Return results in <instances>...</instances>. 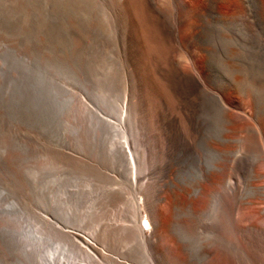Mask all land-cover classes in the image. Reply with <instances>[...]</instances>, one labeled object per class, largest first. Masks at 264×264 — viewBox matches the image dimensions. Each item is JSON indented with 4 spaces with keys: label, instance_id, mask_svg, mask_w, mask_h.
Returning <instances> with one entry per match:
<instances>
[{
    "label": "bare ground",
    "instance_id": "1",
    "mask_svg": "<svg viewBox=\"0 0 264 264\" xmlns=\"http://www.w3.org/2000/svg\"><path fill=\"white\" fill-rule=\"evenodd\" d=\"M221 1L0 0V264H125L109 255L111 244L119 241L123 248H130L127 254L146 264H189L185 255L192 250L191 232L202 217L215 213V205H222L216 214L220 224L212 225L220 235L218 264L231 260L223 234L226 222L249 235L258 231L257 222L264 223V208L246 206L254 204L253 200L264 204L263 76L250 79L234 69L237 75L223 90L227 106L220 108L226 132L220 144L231 141L227 134L238 131L237 123L247 126L244 116L234 113L239 109L235 96L247 99L245 104L259 126L260 142L254 131L241 142L242 147L259 148L257 159L249 165L247 195L240 183L228 180L225 188L224 167L215 165V171L207 170L202 181L193 184L181 182L177 175L180 159L196 152L208 137L209 124L202 112L207 109L205 99L214 93L210 86L215 79L216 47H210L199 22L205 24L206 18L215 15L217 19L225 11L219 10ZM107 42L122 52L119 60L112 55L109 64L116 68L124 61L125 83L120 93L125 101L120 105L114 98L108 100L102 116L99 107L95 110L75 95L68 81L83 84L81 52H86L84 61L94 62L97 49ZM108 75L111 84L112 73ZM88 141L96 147L88 146ZM83 152L92 158H83ZM105 160L120 181L96 167ZM214 172L221 176L218 192L223 189V197L215 195ZM114 185L119 188L113 189ZM219 198L226 202L220 203ZM131 201L133 207L124 210L125 217L111 218L112 207ZM143 219L149 228L141 224ZM112 220L125 222L117 225ZM204 224L208 236L217 235Z\"/></svg>",
    "mask_w": 264,
    "mask_h": 264
},
{
    "label": "rangeland",
    "instance_id": "2",
    "mask_svg": "<svg viewBox=\"0 0 264 264\" xmlns=\"http://www.w3.org/2000/svg\"><path fill=\"white\" fill-rule=\"evenodd\" d=\"M223 1V0H222ZM220 2V11L223 9L225 11H221V14L218 15V18L217 19H214L216 18L217 16H212V17H208L206 18V22L205 24L202 22H199L202 26L204 25L203 28L204 29V33L207 34V38L209 39V45L210 47L213 49V47L215 49H213V77H215V79L213 80V84H211L210 88L212 89V92L214 93H211V95L205 99V108L206 110H204L203 113V117L204 119L206 120V122L209 124L208 127H207V133H208V137L207 138H204L203 139V142L200 144L199 147H197V150L196 152L192 153V154H188L185 156V158H181L179 163H178V166H177V169H178V179L181 181V182H188V183H196L197 181H202L203 178H201L204 174H206L208 171H210L209 169H211L213 171H215V167L218 166L219 167H224V168H227V179H226V183H225V188H228L227 187V184L229 181L233 182L234 184L236 183H240L239 185H241V189L243 190V193H246L247 191V187H248V184L251 180L250 178V168H249V165L251 166V163H253L254 160H256L257 158H254L255 156L259 155V148L256 149L255 147L252 149V148H249L248 146L246 147H242V140L243 138L248 135V134H253L255 132L256 136H258L259 138V142H260V130H259V126L257 125V123L255 122V120L251 117L252 115V112L249 110V108L247 107V105L245 104L247 99L243 98V97H237L235 96L237 99V102L236 104L239 106V109L237 110H234V113H240L242 114V116H244L245 118V123L247 126L245 127H242L243 124H241L240 122L237 123L238 126L237 127H240L238 128V131L236 133H233V134H227V136H229V138L231 139V141L228 143V144H220V141H219V138L221 135H226V132L224 130V124H223V119L221 118L222 115H220L222 109H220L221 107H225L227 106V92L223 91V90H227L226 88H228L229 86V83L231 82V77L234 76V75H237L235 70L236 71H240L242 73V75L245 73L247 74V77L250 78V79H254V78H263L264 77V0H241L242 2H245L242 3V5H245L242 6L241 5V1L239 2V0H233L234 3L236 2V4H232V0H227V2H225L226 0ZM225 2V3H224ZM251 2V3H249ZM259 2V4H255V3ZM260 2L262 4H260ZM230 3V5H228ZM248 3V4H247ZM224 4V5H223ZM233 7H232V5ZM240 4V5H239ZM251 4V6L249 5ZM256 6H255V5ZM233 9H228L227 7ZM259 5V6H258ZM261 5V6H260ZM263 5V6H262ZM238 6H242L238 7ZM249 9H247L246 8ZM249 6V7H248ZM257 8H255V7ZM224 7V8H223ZM259 7H263V8H259ZM236 8V10H235ZM256 10H255V9ZM239 10H241L242 12L245 11V13H248L246 14L245 18H244V15H240L242 12H239ZM219 11V12H220ZM228 14H227V12ZM231 11V12H230ZM249 11V12H248ZM262 11V12H261ZM232 12H235L234 14H236V16H233V13ZM225 14L223 15L224 17H227L224 19V17H222V14ZM232 13V14H231ZM240 13V14H239ZM242 13V14H243ZM250 13V14H249ZM231 14V15H230ZM238 14V15H237ZM263 16H262V15ZM229 15V17H228ZM233 16L234 20H232V22H229L231 21V17ZM238 16H241L238 18ZM243 16V18H242ZM247 17V19H246ZM223 18V19H222ZM238 18V19H237ZM242 18V19H240ZM252 18V19H251ZM212 19H214L213 21H216L213 22L211 21ZM221 19L223 21H221ZM246 19V20H245ZM228 20V22H227ZM239 22V25L237 24ZM240 20L244 21L245 20V23L242 21V23L240 22ZM248 20V21H247ZM225 21V22H224ZM247 21V22H246ZM236 22V24H235ZM220 23V25H219ZM223 23H225L227 25V27H225L226 25H224ZM231 23V25H230ZM234 23V24H233ZM210 24V25H209ZM223 24V25H222ZM206 25V26H205ZM213 26V27H212ZM225 27V28H221V27ZM208 27V30H206ZM212 27V28H211ZM244 28V29H243ZM246 29V30H245ZM208 31V32H207ZM209 33V35H208ZM236 35V36H235ZM209 36V37H208ZM221 36H224V37H227V38H224V37H221ZM235 36V37H234ZM234 37V38H232ZM239 37V38H238ZM232 38V39H231ZM224 39V40H223ZM225 39L229 41V43H231L229 45L228 41V45L225 41ZM236 39L237 42L235 41ZM221 41V42H220ZM236 43H235V42ZM211 42V44H210ZM220 42V43H219ZM223 42V43H222ZM233 42V43H232ZM220 46V47H219ZM227 46V47H226ZM230 47V48H229ZM236 48V50H232L231 48ZM225 48V49H224ZM238 48V50H237ZM241 48V49H240ZM99 49V50H98ZM97 49L98 51V55H97V59H95V61H89V59L87 60L88 61V64H87V61H84L87 59V55H86V52H81L83 57H82V62L79 61L80 66L81 68V71L83 73V76H82V79H83V84H80V83H75V82H71L72 80L69 79L68 82L69 83V88L75 93V95L83 102H86V104L88 105H91V106H94L93 108L96 110L97 108L96 107H99L100 110H99V114H101L102 116H105L103 113H102V110L103 112L104 111H107L106 109V103L108 102V100L110 99H116L118 100L119 104L121 105L122 103H124L125 101V97H123L122 99V96H121V90H122V85H124V77H125V71L123 70L122 71V67H123V64L121 66V63L124 62L123 59H122V62L120 61L119 65L116 64V68H112V66L109 64L111 63V56L115 54L116 57H118V60H119V57L121 56L122 52L120 49L116 48L114 45L110 44V42L108 43H105L103 44V46H100L99 48ZM118 49V50H117ZM85 50V49H84ZM220 50L222 52H220ZM224 50V51H223ZM228 50V51H227ZM232 50V53H229V51ZM86 51V50H85ZM117 51V52H116ZM227 51V52H226ZM233 51L235 54H233ZM240 51V53H239ZM120 52V53H118ZM219 54H218V53ZM217 53V55H215ZM226 55H225V54ZM232 55L231 57L230 56H227L228 54ZM240 54V57H238V55ZM119 54V55H118ZM221 54V55H220ZM227 56L225 58V56ZM234 55L235 58L233 57ZM215 56V57H214ZM223 56V57H222ZM86 57V59H85ZM104 57V58H103ZM219 57V58H218ZM229 57V58H228ZM233 60H232V59ZM215 59V60H214ZM227 59H231V60H227ZM236 59H238V61H236ZM84 61V62H83ZM215 61V62H214ZM228 61V62H227ZM237 62L236 64L234 62ZM217 62V63H216ZM221 64H220V63ZM233 62V66L232 64L230 65L229 63H232ZM91 63V66L89 65ZM215 63V64H214ZM228 63V64H227ZM244 63V64H243ZM219 64V65H217ZM227 64V65H226ZM239 64V65H238ZM243 67H242V65ZM88 65V66H87ZM222 65L223 68H222ZM84 66V68H83ZM90 66V68H89ZM226 66V68H225ZM231 66V68H230ZM235 66V67H234ZM237 66V67H236ZM95 67V68H94ZM220 67V69H219ZM246 68L243 72V70H240L241 68ZM225 68V69H224ZM239 68V69H238ZM88 69H91L90 71ZM105 69V70H104ZM219 69V70H218ZM230 69V70H228ZM235 69V70H234ZM116 70V71H115ZM224 70V71H223ZM89 71V72H88ZM122 71V72H121ZM221 71L223 73H221ZM229 71V72H227ZM249 71H251V74L253 75H249L250 72L248 73ZM215 72V73H214ZM218 75H217V73ZM224 72H227V73H224ZM231 72H232V75H231ZM112 73V82L110 84L109 82V75H111ZM115 73V74H114ZM220 73V74H219ZM230 73V74H229ZM255 73V74H254ZM263 73V75H262ZM89 74V75H88ZM104 74V75H103ZM223 74V76L221 75ZM226 74V75H225ZM244 74V75H245ZM88 75V76H86ZM103 75V76H102ZM117 75V76H116ZM216 75V76H215ZM220 75V76H219ZM231 75V76H229ZM256 75V76H255ZM258 75H260L258 77ZM99 76V77H98ZM108 76V77H107ZM120 76V77H119ZM222 76V77H221ZM228 76V78H227ZM246 76V75H245ZM251 76L253 78H251ZM255 76V77H254ZM263 76V77H261ZM218 79H217V78ZM221 77V78H220ZM243 77V76H242ZM103 78V79H102ZM116 78V79H115ZM225 78V80H223ZM87 79V80H86ZM99 79V80H98ZM101 79V80H100ZM230 80L228 82V80ZM98 80V81H97ZM105 80V81H104ZM100 81V82H99ZM107 81V83H106ZM122 81V82H121ZM88 82V83H87ZM105 82V83H103ZM85 83L87 85H85ZM224 83V84H223ZM227 83V84H226ZM78 84V85H77ZM113 84V85H112ZM223 84V85H222ZM219 85V86H218ZM225 85V86H224ZM228 85V86H227ZM95 86V87H94ZM106 86V87H105ZM221 86V87H220ZM223 86V87H222ZM227 86V87H226ZM98 87V88H97ZM226 87V88H225ZM97 88V89H96ZM222 88V90H221ZM225 88V89H224ZM120 89V90H119ZM91 90V91H90ZM110 90V91H109ZM87 91V92H86ZM120 93V94H119ZM225 93V94H224ZM92 94V95H91ZM111 94V95H110ZM117 95V96H116ZM109 96V97H108ZM129 97H130V93H129ZM213 97V98H212ZM106 99V100H104ZM120 99L122 101H120ZM130 99V98H129ZM239 99V100H238ZM99 100V101H98ZM102 100H104L105 102H103ZM244 100V101H243ZM263 100V99H262ZM213 101V102H212ZM216 102V103H214ZM212 103V104H211ZM214 103V104H213ZM264 103V101H263ZM208 104V105H207ZM240 104V105H239ZM97 105V106H95ZM102 106V107H101ZM211 106V107H210ZM241 106V107H240ZM104 107V108H103ZM208 107L210 108V110L208 109ZM216 107V109L214 108ZM246 108V109H245ZM215 111L217 109H220V111ZM248 109V110H247ZM202 110V111H203ZM98 111V110H97ZM209 111H211V114L209 113ZM214 111V115L212 114ZM240 111V112H239ZM250 112V114H249ZM210 116H209V114ZM217 113V114H216ZM207 114V115H206ZM216 114V115H215ZM222 114V113H221ZM214 117H213V116ZM219 115V117H217ZM207 116V117H206ZM210 117H213V121L216 123V119H219V123L217 122L216 124L215 123H212L213 121H211L212 119ZM217 117V118H216ZM207 119H209L210 121H208ZM220 119L222 120L220 122ZM256 123V124H255ZM213 124V125H212ZM219 124V125H218ZM210 126V127H209ZM214 127V128H213ZM243 129H242V128ZM209 128V129H208ZM217 128V129H216ZM212 129V130H211ZM214 129V130H213ZM242 129V130H241ZM253 129V130H252ZM252 131V132H251ZM254 131V132H253ZM259 131V133H258ZM215 132V133H214ZM218 133V134H217ZM212 134V136H211ZM218 136V137H217ZM234 137V138H233ZM216 138V139H215ZM218 138V140H217ZM208 139V141L206 140ZM213 141H212V140ZM216 140V142H215ZM210 142V143H209ZM88 146L90 145V147H96V145H93L88 141ZM218 146H217V145ZM75 145V144H73ZM219 145L221 148H219ZM246 145V144H245ZM226 146L228 147V150H226ZM261 146V145H260ZM259 146V147H260ZM75 149H78L76 146H74ZM207 147V148H206ZM223 147V149H222ZM214 148V149H213ZM219 150H218V149ZM95 149V148H94ZM207 149V150H205ZM216 149V150H215ZM221 149V150H220ZM199 150V151H198ZM210 150H212L210 152ZM214 150V151H213ZM260 150H261V147H260ZM82 151V150H81ZM201 151V152H200ZM216 151V152H215ZM219 151H222L221 153ZM227 151H229L227 153ZM232 151V152H231ZM213 152V153H212ZM239 152V153H237ZM199 153V154H197ZM220 153V154H219ZM234 153V155H233ZM211 154V155H210ZM230 154V155H229ZM250 154V155H249ZM83 158H92V154L88 153V154H84L83 152ZM202 155V156H201ZM208 155V156H207ZM198 156V157H197ZM214 156V157H213ZM219 156V157H218ZM226 156V157H225ZM229 156V157H228ZM192 157V158H191ZM201 157V158H200ZM225 158V159H223ZM229 158V159H228ZM250 159V160H249ZM196 160V161H195ZM226 162V163H225ZM248 162V163H247ZM100 163V162H98ZM223 163V164H222ZM219 164L221 166H219ZM217 165V166H215ZM215 166V167H214ZM96 167H100V169H102V171L108 175L111 176V178H113L115 181H120L121 180V177L119 174L116 173L114 167L111 168V165L110 163H108L106 160L103 162V164H96ZM180 167V168H179ZM183 167V168H181ZM200 168V169H199ZM114 171H113V170ZM248 169V170H247ZM181 170V171H180ZM208 170V171H207ZM201 171V172H200ZM207 171V172H206ZM248 172V174H247ZM2 173V169H0V175ZM215 173V172H214ZM243 173V174H242ZM201 174V175H200ZM215 177H214V182L215 183V195H217V197H223L224 195V190L222 189V192L219 193L218 190H221V176L220 174H214ZM196 177V178H195ZM220 177V178H219ZM201 178V179H200ZM230 178V179H229ZM250 178V179H249ZM189 179V181H188ZM217 180V181H216ZM229 180V181H228ZM98 182V181H97ZM218 182V183H217ZM96 183V181H95ZM217 184V186H216ZM220 184V185H219ZM263 184V183H262ZM261 183L259 185H262ZM219 185V186H218ZM113 189H118L119 187L117 185H114V187L112 186ZM244 188V189H243ZM219 194V195H218ZM247 195V193H246ZM130 197V196H129ZM212 198V200L214 201L215 203V200H217L218 198ZM132 201H134V203L137 201L136 199L133 200V197L131 198ZM222 200V201H221ZM219 198V201L220 203L222 202H226V199H221ZM131 201V204L129 203H125V202H121V203H118L116 205V207H112L110 210V215H111V218H115V217H119V216H123L125 217V214H127V210L128 208L130 207V205H132L131 207H133V202ZM212 201V202H213ZM139 202V201H138ZM254 204H252L251 206H246V209H248L249 207H252V209H263L264 207V204H261V205H258L259 201L258 200H253ZM223 203V205H224ZM256 204V205H255ZM260 204V203H259ZM203 205V202L200 204V207H202ZM255 205V206H254ZM219 206L222 208V205H215L213 207V209H215V213L212 212L211 215H210V218H208L207 216L205 217H202L201 218V221H199L200 223H198V226L196 228V231L195 232H191L193 233V239H191V243H190V247L192 248V250L189 249V254L185 255V259H187V261L189 262V259L191 262H189V264H218L217 262V257H216V254H217V249H218V244L217 243L219 241V233H217V229L214 228L212 229V225L213 224H220V222L218 221V218H217V209H219ZM257 206V207H256ZM133 209V208H132ZM213 209L211 211H213ZM126 212H125V211ZM84 211H87L84 210ZM83 211V212H84ZM222 211V210H221ZM125 213V214H124ZM219 214V213H218ZM221 215V213H220ZM184 217V216H182ZM181 218H179V221L180 222H183L184 220ZM219 217V216H218ZM205 218V219H203ZM208 218V219H207ZM264 218V217H262ZM212 219V221H211ZM216 220V221H215ZM262 220V219H261ZM114 221V220H112ZM117 220H115L113 223H116L117 225H120L122 224L123 222H125V220H122L123 222L121 223L120 221L116 222ZM206 221V222H205ZM203 222V223H202ZM257 222V221H256ZM255 222V223H256ZM263 222H264V219H263ZM208 225L210 227V230L211 232L213 233H216L217 235H207V231L208 229H203L205 224ZM260 223V224H259ZM262 221H258L257 224L260 225V227L258 225L257 228H258V231L256 233H254V235L252 234H246V233H243L241 231V229H239L238 227L236 228H233L229 223L226 222V229L224 231V238H225V243L227 245V248H228V253L230 254L229 255V259H231L229 261V263L227 264H264V223H262ZM128 224H131V223H128ZM141 224L146 227V228H149V225L147 224V221L145 219H143L141 221ZM223 224V223H222ZM230 225V226H229ZM61 227H63V225L61 224L60 225ZM228 226V227H227ZM242 226V225H241ZM239 226V227H241ZM203 227V228H202ZM243 228L242 229H245L246 227L248 228L249 226H242ZM70 229V228H68ZM73 230V228H71ZM74 229H77V227H74ZM232 230L234 232H232ZM202 231V232H201ZM205 231V232H204ZM238 231V232H237ZM261 232V235L260 233ZM202 233V234H201ZM228 233V234H227ZM248 237L245 238L243 237V235ZM199 234V235H197ZM201 234V235H200ZM239 234L241 236V238L239 237ZM228 235V236H227ZM196 236V237H195ZM237 236L239 238H237ZM253 238V236H255L252 240L251 238ZM207 237V238H206ZM213 237V238H212ZM218 237V238H217ZM259 237V238H258ZM216 238V239H215ZM244 238V240H243ZM203 239V240H202ZM205 239V240H204ZM208 239V240H207ZM248 241H247V240ZM202 240V241H201ZM216 240V241H215ZM249 243V246L247 244V242ZM202 242V243H200ZM122 241L119 243H114V244H111L113 245V247L110 249V252H109V255L113 258H117L121 261H123L125 264H146V262L141 259L140 257L138 256H133V255H130V254H127L129 252V249H127V245L123 248L121 245H122ZM214 243V244H212ZM217 243V244H216ZM253 243V244H252ZM259 243V244H258ZM198 244V245H197ZM202 244V246L200 247V245ZM257 244V245H256ZM116 245V246H114ZM119 245V246H117ZM209 245H212L209 246ZM254 249L251 248V247ZM117 247V248H116ZM195 247V249H193ZM197 247V248H196ZM235 247V248H234ZM250 247V248H249ZM216 248V249H215ZM236 248H238L236 250ZM116 249V251H115ZM200 250V251H199ZM256 250V251H255ZM115 251V252H114ZM212 251V252H211ZM211 254H210V253ZM124 253V254H123ZM193 257V258H192ZM238 261V262H237Z\"/></svg>",
    "mask_w": 264,
    "mask_h": 264
}]
</instances>
